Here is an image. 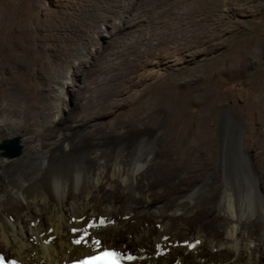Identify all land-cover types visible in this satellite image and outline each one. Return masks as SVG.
<instances>
[{
  "label": "bare ground",
  "instance_id": "obj_1",
  "mask_svg": "<svg viewBox=\"0 0 264 264\" xmlns=\"http://www.w3.org/2000/svg\"><path fill=\"white\" fill-rule=\"evenodd\" d=\"M180 17L179 24L163 29V36L156 40L150 37L148 46L145 41L139 48L128 46L125 58L122 57L123 66L105 76L100 89L113 98L121 93L123 84H137V76L150 58L161 62L163 52L172 54L178 51L179 44L188 45L192 38L189 17L185 13ZM10 25L9 18L0 17V141L20 135L16 128L19 126L43 131L37 140L23 136L25 147L20 160L0 154V250L11 255L7 257L22 264H29L28 260L55 264L115 243L117 249H130L132 245L142 264H264V95L257 102L235 106L234 121L220 127L218 166L222 186L214 190L219 174L209 172L205 177L191 176L189 188L152 196L148 180L137 184L135 175V169L150 156L152 139L132 135L128 142L135 147L125 149L124 140L116 138L113 141L117 145L105 154L99 151L98 144L75 143L67 136L54 138L50 134L58 129L56 125L62 119H57L56 125L50 124L54 110L44 103V88L58 91L67 70H71L70 84L77 85L84 64L78 51L82 47L81 55L89 53L93 57L99 42L93 40L89 44L87 36L79 38L80 34H72L71 28L62 24L55 28L41 26L33 32L21 24ZM95 28L100 35L105 34V26L100 22ZM202 33L193 35L198 37ZM30 53L37 56L32 67L27 64ZM75 57L77 62L73 61ZM21 66L31 70L33 98L38 104L34 99L33 104L26 102L27 94L17 87L19 80L30 78L5 80L9 68ZM255 79L256 75L250 78L254 83ZM82 88L78 85L73 89L77 105L84 109L74 125L80 130L95 126L90 122L104 111L96 105L89 106L90 88L87 92ZM154 88L149 101L157 104L163 89L161 85ZM52 91H47L49 97L54 96ZM206 97L209 95L205 94L202 100ZM138 105L134 109L127 106L121 112L133 114L134 121L139 120L145 106L143 102ZM93 128L99 129L97 125ZM189 131L186 128L182 133ZM197 131L199 136L192 138V142L182 137L186 140L177 147L185 151L199 143L206 145L208 125L200 123ZM77 143L81 144L79 149ZM151 167L150 173L154 170ZM106 188H114L119 196ZM142 212L151 213L141 216ZM169 244L175 248H170L172 254H164L163 249Z\"/></svg>",
  "mask_w": 264,
  "mask_h": 264
},
{
  "label": "rangeland",
  "instance_id": "obj_2",
  "mask_svg": "<svg viewBox=\"0 0 264 264\" xmlns=\"http://www.w3.org/2000/svg\"><path fill=\"white\" fill-rule=\"evenodd\" d=\"M184 13L189 17L192 36L188 45L179 44L178 51L172 54L165 51V55L163 52L161 62L150 58L149 63L141 68L137 84H123L121 93H116L113 98L100 89V81L110 72L118 71L123 66V54L125 49L128 51V46L130 49L135 46L139 48L142 41L148 46L150 37L156 40L163 36L166 33L163 29L176 25ZM0 17L9 18L10 26L21 24L31 32L41 26L55 28L56 25L62 24L69 30L71 28L72 34H80L79 38L85 39L87 36L89 44L93 40L99 42V49L93 57L89 53L81 55L82 47L78 51L84 64L75 82L77 85L70 84L71 70H67L61 78V88L58 91H52L49 86L44 88V96L47 98L44 103L54 110L50 124L56 125L57 119H62V122L56 125L58 129L50 134L54 138L67 136L75 143L84 141L85 144H98L101 148L99 151L105 154H109L117 145L113 141L116 138L124 140L126 145H122L125 149L135 147L128 142V137L132 135L152 139L150 156L143 166L135 169V175H138L137 184L147 179L148 184L152 186V196H162L163 193L170 194L185 187L189 188L188 181L193 179L191 176L205 177L209 172L219 174L220 127L234 121L235 106L257 102L264 95V0H0ZM99 22L105 26L103 35L96 32L95 25ZM200 32L203 33L194 37L193 34ZM141 38L143 40H140ZM90 47L94 49L92 45ZM36 57L34 53L29 54V67L34 65ZM73 61L77 62L78 59ZM14 68L8 69L5 80L30 78L31 70L26 66ZM253 75H256L255 83L250 80ZM32 79L17 82L20 91L23 89V93L28 96L25 101L30 104H33L35 95ZM78 85L83 87V91L90 88L87 90L91 91L92 95L89 106L96 105L104 110L101 116L90 122L95 125L93 127H99L97 130L93 127L80 130L74 126L84 113V109L77 105L74 99L73 89ZM156 85H161L162 95L159 103L152 104L149 99ZM67 87L70 88L69 92ZM48 90L54 93L53 97L48 96ZM205 94L209 97L202 100ZM185 97L188 99L185 100ZM34 100L38 104L37 99ZM141 102L145 106L140 115L141 119L134 121L133 114L123 115L121 112L127 106L134 109ZM131 123L134 124L129 125ZM200 123L208 125V142L206 145L196 144L198 147L183 152L177 147L178 144L186 139L192 142V138L198 137ZM134 127L135 131H131ZM16 128L21 134L1 140L0 154L20 160L25 147L23 136L37 140L43 130H27L20 126ZM186 128L190 131L182 133ZM242 136L243 132L240 135L241 143ZM6 142H10L9 145L6 146ZM80 145L77 143L76 148L79 149ZM153 166L154 172L151 170L150 173L149 169ZM222 184L223 179L219 174V181L213 189H218ZM105 190L119 196L114 188ZM203 207L207 208L208 205ZM150 213L142 212L140 215L149 216ZM108 246L119 248L115 243ZM130 246L131 250L125 249L135 253L134 247ZM170 248L175 247H165L164 254H172ZM4 254L11 256L7 252ZM28 263L39 264L34 260H28Z\"/></svg>",
  "mask_w": 264,
  "mask_h": 264
},
{
  "label": "snow or ice",
  "instance_id": "obj_3",
  "mask_svg": "<svg viewBox=\"0 0 264 264\" xmlns=\"http://www.w3.org/2000/svg\"><path fill=\"white\" fill-rule=\"evenodd\" d=\"M77 243H79V241H77ZM104 255H105V256H110V255H115V254H112V253H105ZM0 260H2V258H0ZM97 260L99 261L100 258H97Z\"/></svg>",
  "mask_w": 264,
  "mask_h": 264
},
{
  "label": "water",
  "instance_id": "obj_4",
  "mask_svg": "<svg viewBox=\"0 0 264 264\" xmlns=\"http://www.w3.org/2000/svg\"><path fill=\"white\" fill-rule=\"evenodd\" d=\"M10 142H6L5 145H9ZM17 146V142L14 143Z\"/></svg>",
  "mask_w": 264,
  "mask_h": 264
}]
</instances>
